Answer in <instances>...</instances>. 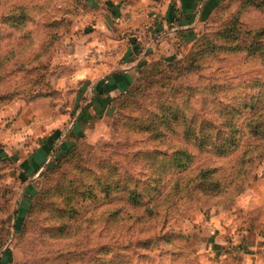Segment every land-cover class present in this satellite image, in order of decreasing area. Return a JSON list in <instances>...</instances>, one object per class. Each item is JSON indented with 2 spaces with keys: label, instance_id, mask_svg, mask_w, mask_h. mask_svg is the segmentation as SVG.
Listing matches in <instances>:
<instances>
[{
  "label": "rangeland",
  "instance_id": "1",
  "mask_svg": "<svg viewBox=\"0 0 264 264\" xmlns=\"http://www.w3.org/2000/svg\"><path fill=\"white\" fill-rule=\"evenodd\" d=\"M134 1L0 0V143L36 98L61 130L34 174L0 144V264L264 261V0H157L152 40ZM104 26L146 58L111 100L73 56Z\"/></svg>",
  "mask_w": 264,
  "mask_h": 264
},
{
  "label": "crops",
  "instance_id": "2",
  "mask_svg": "<svg viewBox=\"0 0 264 264\" xmlns=\"http://www.w3.org/2000/svg\"><path fill=\"white\" fill-rule=\"evenodd\" d=\"M154 1V5L152 4V6L148 3L143 4L144 0H140L137 2L134 1V4L128 5V7L125 6L124 9L120 7L121 16L119 18L125 19L126 23L124 25L117 23L116 26L123 28L127 26H132L133 28L145 26L147 29V36L149 37L148 39L152 40V36L156 34V31L161 25L157 23L159 25L156 24L151 26L152 23H149V21H153V19H151L152 17H159L163 20L165 12L166 14L168 13V15L171 14L172 8V5H170V9H168L169 4H167L164 9L160 8V12H158L155 8L159 5L157 4V0ZM186 1L190 2V0ZM144 8H147V10ZM143 11H145V13ZM149 26L150 28H148ZM105 27L106 26H104V30L99 31V34L87 35L85 37L79 36L76 38L77 47L73 56L76 57V62H79L78 65L82 63L85 71L87 68L91 77L96 78L95 83H93V85H97V89L99 90L96 95L113 98L121 91L127 90L129 82L138 73V69L143 63L141 61L144 60L145 57L141 56L144 50L138 47L135 51V49H133L134 44L132 43L130 44L131 47L126 46L125 41L121 38L122 36L118 37L115 35L114 37L113 34L115 33L113 29L110 28L111 30H108ZM144 31L146 32V30ZM90 41L96 42L98 48L95 49L101 52V57L97 56L98 60H94L93 58L95 56L89 55V61H91V59L97 61L98 65H94L85 60V51L79 49ZM137 44L138 43H136V45ZM127 47H130V51H128ZM140 51L141 53L139 55ZM131 52L135 54V56H130ZM91 64L93 66H91ZM89 110H91V108ZM9 118L10 126L6 139L3 143H0L3 145V156L11 159L12 166L18 167L23 173L26 169L25 175L28 173H37V171L49 160L52 153L51 147L57 141L60 134L59 116L55 114L53 105L50 103L49 99L36 98L28 103L24 102L18 105L17 109L11 112ZM56 120L58 123L55 125ZM0 148H2V146H0ZM261 240L264 241L263 238ZM261 246L264 247V244L261 243ZM261 264H264V261L261 260Z\"/></svg>",
  "mask_w": 264,
  "mask_h": 264
},
{
  "label": "built area",
  "instance_id": "3",
  "mask_svg": "<svg viewBox=\"0 0 264 264\" xmlns=\"http://www.w3.org/2000/svg\"><path fill=\"white\" fill-rule=\"evenodd\" d=\"M98 56H100V54H99ZM100 57H101V56H100Z\"/></svg>",
  "mask_w": 264,
  "mask_h": 264
},
{
  "label": "trees",
  "instance_id": "4",
  "mask_svg": "<svg viewBox=\"0 0 264 264\" xmlns=\"http://www.w3.org/2000/svg\"><path fill=\"white\" fill-rule=\"evenodd\" d=\"M113 99V98H110V100Z\"/></svg>",
  "mask_w": 264,
  "mask_h": 264
}]
</instances>
